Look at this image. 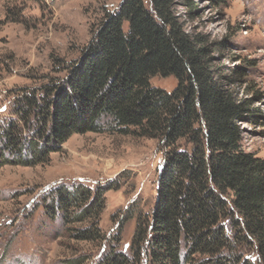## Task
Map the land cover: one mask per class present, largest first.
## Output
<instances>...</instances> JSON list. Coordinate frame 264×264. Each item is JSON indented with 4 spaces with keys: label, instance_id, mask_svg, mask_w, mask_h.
<instances>
[{
    "label": "trees",
    "instance_id": "obj_1",
    "mask_svg": "<svg viewBox=\"0 0 264 264\" xmlns=\"http://www.w3.org/2000/svg\"><path fill=\"white\" fill-rule=\"evenodd\" d=\"M151 4L124 0L64 80L15 98L18 120L0 127V166L44 162L75 133L155 139L165 154L154 207L139 214L130 252L114 247L101 263L253 264L243 254L264 256V158L244 150L235 124L251 110L219 84L218 46L187 32L167 0ZM157 75L178 83L168 91L152 84ZM108 189L60 186L46 212L66 225L89 221L73 236L100 239Z\"/></svg>",
    "mask_w": 264,
    "mask_h": 264
},
{
    "label": "rangeland",
    "instance_id": "obj_2",
    "mask_svg": "<svg viewBox=\"0 0 264 264\" xmlns=\"http://www.w3.org/2000/svg\"><path fill=\"white\" fill-rule=\"evenodd\" d=\"M151 1L144 0L150 9ZM123 2L0 0V127L18 120L12 113L17 96L39 94L44 85L64 80L103 17ZM167 2L187 32L202 33L218 46L213 64L221 67L219 84L251 110L235 121L243 148L264 158V0ZM237 70L243 73L234 83L224 80ZM151 82L168 91L178 83L162 75ZM164 154L155 139L88 132L73 134L39 164L0 166V264H102L114 247L129 253L139 214H150L156 202ZM78 183L92 190L113 186L105 191L100 239L73 236L75 228L91 226L89 221L66 225L46 212L56 188ZM243 255L264 264L255 249Z\"/></svg>",
    "mask_w": 264,
    "mask_h": 264
}]
</instances>
